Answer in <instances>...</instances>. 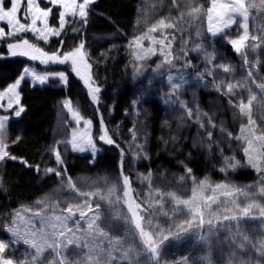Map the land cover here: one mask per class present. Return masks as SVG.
Returning a JSON list of instances; mask_svg holds the SVG:
<instances>
[{"label": "rangeland", "instance_id": "rangeland-1", "mask_svg": "<svg viewBox=\"0 0 264 264\" xmlns=\"http://www.w3.org/2000/svg\"><path fill=\"white\" fill-rule=\"evenodd\" d=\"M100 1V0H95ZM39 6L41 8H48V7H56L58 9L59 13V6H53L50 4L48 7H44L41 2L49 3L48 0H37ZM111 2L114 3L115 7L102 9V11L94 10L95 13H98L99 16L103 18V20L112 21L113 26H115L118 29H121L127 39L123 38V41L127 40L124 43H121L118 39L119 37L114 38L116 41L113 42L110 37L108 44H104L101 42V28L95 27L94 25H88V27L83 30V24L77 20L74 22V24H70L68 29L66 30L65 36H64V46L67 49H72L76 45L79 44L81 40L85 41V49L84 51L87 53V60L88 58H93L95 56V52L99 53L100 55H103L102 52H105L107 54L108 49L111 50L113 47H118L121 45H130L132 39L134 36L140 35L142 32H145L147 29L144 28V30H139L138 27L141 24L140 23V16H146L147 11L151 12L153 8V0H111ZM257 4H259V0H255ZM197 4V2H195ZM211 6V0H207V6ZM187 7V5H186ZM147 10V11H146ZM187 11V9L185 10ZM91 12V6L89 15ZM112 13L109 15V13ZM52 14H50L48 18V23L52 27L58 28V21L57 24H51L50 23V17ZM188 17V15L186 14ZM214 19L212 22L213 29L222 28V31L218 32L217 35L213 36L212 33L208 30L209 29V21L207 18V12L205 11V17H204V29L202 28V25H198L196 21L193 22V34L195 37L194 40V47L197 45H200V51L197 52V50H193L191 53L189 52L186 55V64H177L172 66L171 68L167 69L166 75L163 77V80L161 82V90H166L164 94L171 98V96L174 94V88L172 87L173 84H178L179 87H182L184 85L189 84H201V86H204L205 84H209L207 87V91L209 89H212L214 94L217 96H220V93L225 97L224 100H226L227 108L225 109V113H236L239 115V109L238 107H233L232 104L229 103V100L231 99L234 103H238L240 99H244L245 102H247V99L250 94L255 95L257 99H260L261 103H264V90H262L258 85L264 84V68L259 66L255 60L256 58V52H258L259 48L262 49L264 47V12H262L259 8L256 9H250V18L248 21L249 25V39L245 42L246 46L241 50V53H238L235 51V49L232 47L230 40L236 39L239 35H242L244 32L243 27H241V24L243 23V18L241 16H235L236 23L231 24L228 27H223L222 23L220 21H217L215 19V13H213ZM21 22H25L23 19ZM30 23V20L28 21ZM0 27H4L5 31H8V27L6 25V22H0ZM37 27L43 28V24L41 22H37ZM72 27H75L78 29V31L73 32L71 29ZM125 27H127V32H125ZM132 27V28H131ZM147 28V27H146ZM64 31L61 32L60 35L63 34ZM165 33L168 35L169 39H171V36L167 33L165 30ZM21 34H30L34 38L38 39V34H34L32 32H24ZM123 34V36H124ZM59 35V36H60ZM154 36L159 38V33H153ZM252 35H256L257 37H260V39H257L253 41L251 39ZM59 36H53L51 34H47V42L51 38H57ZM220 36H225L228 40V43L231 47V50L235 52L236 56H231L229 51H227L226 48H221L219 46L218 41H214L213 39L218 38ZM129 38V41H128ZM43 42H45L42 39H38ZM45 42V43H47ZM121 43V44H120ZM167 43V41H166ZM177 44L176 39L172 41V47H171V55L168 56V59L172 58L173 55H177V53L180 52V48H177L175 45ZM143 48L138 47L137 45L133 44L131 47H128L132 52V57L137 60L139 63L146 64L150 60L155 59L154 65L157 66L159 63V60L161 63H164V56L160 54L161 48L160 45L152 43L150 40H143L142 41ZM197 48V47H196ZM145 49H154L155 54L148 53L146 59H137V55H145L144 50ZM165 53H168L169 49L164 48L163 50ZM212 51H215L217 53L216 60L211 63V65H206L204 62V56L212 53ZM38 55V54H37ZM183 55V54H180ZM30 58V56H28ZM245 57L247 59V62H245ZM36 61H41L40 59H37ZM101 62L103 60H100ZM191 63L196 64L197 68L192 71L189 69V65ZM227 65L229 66V72L224 73L223 68L219 67V65ZM70 67L69 62L66 64L64 68H41L35 65L34 63L25 64L22 68L21 74L11 83H9L4 88H0V93H4L3 97L0 98V117H8V120L6 121V137L7 141L10 144V147L8 151L18 157L17 160H10L5 159L4 161L0 162V187L3 186V183H5V176H6V167L10 163V161L15 162H24L25 165L30 166V164L24 159L22 156H18L17 154L12 153V149H14L16 143H11V141L15 140L17 136L20 137L22 134L21 130L17 128L16 126L11 124V121L13 119H18L22 116L23 112L26 109L25 104L22 102V93L20 92V86L22 84L23 80H27L30 82L31 85L35 86H44L47 84H58L63 87L67 86L68 83V69ZM25 68L30 69L31 71H34L37 75H43L47 76L48 78L45 80L44 83H40L39 80L35 79L31 74H28L24 77V79L21 81L20 85L15 90V93L7 92L8 86L15 83L17 79L23 75V70ZM223 70V71H221ZM88 69L85 71L82 69L81 71V77L84 79L86 78ZM251 71L252 75L249 77L248 73ZM65 73L67 80L66 82L64 80H61L59 77V73ZM211 72V74H209ZM245 76L248 78L245 79ZM169 77H171V80H169ZM233 83L237 85V87L234 88V95L227 93V84ZM242 85V86H241ZM178 87V88H179ZM192 87H190L191 89ZM189 89V94L192 93ZM219 89V90H218ZM250 90V91H249ZM18 93V103H17V96ZM193 96V94H192ZM192 96L188 97L189 101L192 100ZM211 97H214L213 94L210 95ZM203 100H200L204 104V106H212L210 103L212 100L213 102L216 101V99H212L210 102L208 101L211 99L209 96L204 98L201 96ZM199 97V99L201 98ZM256 99V101H257ZM11 100V106H9V101ZM65 101H71V105L74 109L77 110L76 106L73 104V101L70 97L67 95L60 98L59 104L60 106L56 109L52 108V114L53 119L50 121L46 131L51 134L58 135V139L53 144L52 148L55 147L62 156V159L64 161L63 165H57L55 160V155L52 152L51 159L49 160L46 158V165L43 168L45 170L46 168H66L67 175L71 176L73 181L76 183L77 188L81 191H95L97 187H100L102 191H104V181L100 178H107L112 183H116L119 181L116 178V173H114V170L112 169V162H107L104 160L101 164L96 166L95 169H89L81 168L74 169L75 167L73 164L71 165L69 169V163L74 162V156L73 155H89L92 159L91 162L95 161L99 154L103 153V149L99 147L95 143V133L96 128L93 123V121L87 117H84L80 114L82 119L79 121V123L76 122V120L73 118L72 113L68 111L67 108L63 107V103ZM255 101V102H256ZM208 103V104H207ZM261 103H256L257 105H261ZM113 107V105H111ZM23 108L24 111L21 112L20 116L15 115V111L19 110L20 108ZM181 108V107H180ZM186 107H182L180 109L184 112L187 111ZM262 108H259L262 110ZM221 107H218L216 112L221 113ZM255 104L253 103L252 106V118L256 121L255 131L256 134L259 135L261 132H264V109L262 110L261 116L259 115V110ZM169 110H166V108H161L159 111H156V113L153 115L152 124L154 128H157L160 126V128H164L165 131L167 129L165 121L171 120V112L168 113ZM80 113V112H79ZM184 114L182 111L177 114V116H181ZM260 118V123L258 122V119ZM184 117V116H183ZM240 123L236 125V122L232 123L235 125V127H232L230 124L228 126L231 128L230 133H232V136H238L241 135L240 129L242 125L247 124V118L245 116H240ZM182 119V117H181ZM180 119V120H181ZM85 121H91V124H86ZM167 123V122H166ZM189 123V122H188ZM156 125V126H155ZM180 126V124H178ZM177 126V128L179 127ZM218 128V124L216 125ZM233 128V129H232ZM186 130H188L186 128ZM185 130V131H186ZM219 130V129H217ZM193 130H191L189 133H191ZM46 132V133H47ZM187 132V131H186ZM75 133L76 142L80 144L81 140H83V146L85 148L84 151L74 150L72 147V141H73V134ZM228 131H224L220 133V136L223 140H226ZM137 132L135 133V135ZM246 135H250L249 133H245ZM64 135V136H62ZM213 134V138H214ZM65 137V138H63ZM91 138L92 142L96 146V151L93 153L92 149L88 146L87 141ZM127 143L129 142H135V144L130 147V149H135L136 146V140L133 141V133L128 134L127 137L124 138ZM233 144L230 146L231 148H228V150H224L221 153H219L218 149H214L213 152L216 155L217 159L213 163H208L205 160H198V159H190L187 162H183V165H181L178 169H171L168 168V166H161V165H155L151 162L153 158L158 159L159 161L161 159L152 156L145 159V162L150 161V164H144L141 163L142 166H139L137 168V171L139 173L140 177H137L138 180H141V185L138 187L139 197L142 200V202L148 206V201L153 199V197L149 196V186L148 182L143 179L145 176L142 173V170H153V168H159L161 171H172V173H176L177 177L174 178L173 181H164L161 178H155L153 177V188L159 187L162 191L168 192V191H175L178 195H180L182 198H188L191 196V188H192V181L190 179H187L183 184L177 183L178 178L181 175H186L184 170V165H187V167L192 169V175L197 178V180L204 179L205 177L208 178V180L212 184L216 183H227L234 187H240L243 188L247 193V197L242 194H237V201L241 203L242 206L251 203L252 201H255L256 204L261 205L264 207V193L260 192V188L264 187V182L261 181V177H264V171H257L256 169L252 168L250 165L247 164V159L244 156V153L242 151V148L244 146L243 141H237L233 139ZM199 142V141H198ZM61 144H66V147L61 148ZM139 144V143H138ZM154 147H156V144H152ZM51 148V149H52ZM233 150L235 151L234 153ZM52 151V150H51ZM218 152V153H217ZM105 155V153H104ZM224 156H235L237 160L240 162V165L235 169L231 170L229 169L226 173L221 172L220 168L223 165V157ZM52 159L54 162H52ZM68 161V162H67ZM26 162V163H25ZM156 163H159L158 161ZM39 166V168H42L43 165H34ZM154 166V167H153ZM168 168V169H167ZM262 168H264V165H262ZM35 171L36 167L34 168ZM74 169V174L73 170ZM155 170V169H154ZM42 176L47 178L46 183L52 182V186H56V189L53 191L49 190H40L41 187L38 190H34L33 195H38V200H43L45 198L51 199H57V196L60 197L62 204L59 207H50L46 212H43L40 217L34 216L33 212L25 211L26 208H32L33 211L39 210L42 205H37L36 202H30L29 204H25L23 206L19 205L18 207L7 210L4 207H0V240L4 241H10L12 239L11 233L7 231V227L10 225L12 219H16L17 226L21 229V234L24 233H30L33 230H40L43 228L44 232L48 234L49 240L56 239L61 241L63 245H66L65 248L62 249V255L70 262L75 261H81V264H85L87 260V254L89 252V248L84 247L83 245L85 243H90L92 241V238L88 236L87 233V222L88 219H90L93 215L92 212H88L87 217L84 220L80 221V228L78 229L76 227L75 221L79 219V214L70 220L66 221L67 227L72 228L73 232H65V237H59L58 235L53 237L52 233L59 232V222L54 220V216L56 215H63L67 216V212H62L61 209L66 207L68 203H80L83 201V197H80L77 195L76 192L69 189L67 187L66 179H63L61 177H57L53 173H46L43 171ZM55 178V179H52ZM95 182V183H94ZM140 183H138L139 185ZM110 186V185H109ZM122 183L119 182L118 188H122ZM220 190H217V195L219 194ZM118 194L122 195V197L119 199V201L116 200V197L113 196L112 200L113 203L109 204L107 200H100L99 197L93 198V211L99 212L101 214V219L107 222V226L102 224V227H105V231L109 232V235L112 236H118V237H125L128 233L129 225L126 224L123 220H117L114 219L117 216H128L131 217V213L128 211L127 203H122L121 200H123V194L122 192H118ZM206 195H211L212 193L210 191L205 193ZM199 197V193H198ZM231 197L224 198L220 197V200L225 201L224 204L220 205L219 208H217V205H213V209L217 210L218 215H220V219L216 220L215 217H211L213 219V223L215 225L213 231L216 232V235L212 237V243L211 246L206 244L204 241L200 239V235L202 233H207L208 225L207 223L204 224L203 228L194 227L193 229H190L187 232H184L182 234H179V236L176 235V228L175 225L183 221L184 219L189 218L187 214V210L184 209V206H180L181 210H177V206L174 201L170 200L167 196L164 197L161 207L159 204H154L152 208L149 209L148 213H141V215H145V221H144V227L146 231H153L160 232L162 235H169V230L171 229V235H169V239L162 240V235H156L155 239L157 242H161V244L158 246V256L156 261L152 262V253L147 249V246L143 244L138 230L135 232V244L134 247L136 251L132 254V260L131 264H206V261H204V257H210L211 264H239L241 259L250 261V264H264V254H261L260 251H258V247L261 245V243H264V218L260 216V208L253 207L250 210V214L248 216H243L239 213V211L235 208V206L230 202ZM95 203L100 204V208H95ZM127 207V208H126ZM224 208H228L231 210L229 213H224ZM87 212V209H85ZM20 212V215L23 217V219H20V217L16 216V213ZM167 213V215H165ZM237 214L239 216L238 220H228V221H220L223 219L224 214ZM210 217L208 214H205V221H207ZM151 220V223H148V220ZM57 224L58 227L56 229H53L52 225ZM237 224H239V235H237ZM195 225V224H194ZM34 226V227H33ZM132 228L134 229V225H132ZM250 232H253L254 235H251ZM73 234L75 237H81L79 241H76L75 243L71 245H67L66 238L73 237ZM243 236H247L249 238V241L246 242L245 249L241 250L238 245L241 242ZM97 241L101 242L105 247H107L108 241L97 237ZM127 241L129 244L132 243L133 237L128 236ZM257 245V247H252V245ZM79 245V246H78ZM91 246V243H90ZM127 246V245H126ZM34 249L30 247V245L24 244L21 240L19 243L14 244L11 246L9 250V255H13L15 257H21V256H27L30 258V255L34 253ZM235 253V255H233ZM117 255H119L117 253ZM56 258V252L52 249H47L41 256L40 261L42 264H51V261ZM186 258V259H185ZM123 264H129L128 261H123Z\"/></svg>", "mask_w": 264, "mask_h": 264}, {"label": "trees", "instance_id": "trees-1", "mask_svg": "<svg viewBox=\"0 0 264 264\" xmlns=\"http://www.w3.org/2000/svg\"><path fill=\"white\" fill-rule=\"evenodd\" d=\"M195 2L204 6V11L198 14V18L195 16L187 17L185 11L184 18L178 22L176 29H166L171 37L173 35L176 37L177 44L175 46L180 48V54H183L180 55L177 53V55H173L172 58H170L171 63H161L159 60L158 65L161 66L157 67L154 65V59L142 65L132 57V52L128 48V45H121L113 47L111 50L108 49L107 54L102 52L103 55H100L95 52L93 58H88V63L91 64V68L88 69L85 79L81 77V75L78 76L72 70L71 63L69 62L70 67L67 73L68 83L66 87L58 84L35 86L31 85L27 80L22 81L20 92L22 93V102L25 104L26 109L20 118L11 121V124L19 128L22 132L19 141L15 144L11 152L24 157L30 166L25 165L24 162L19 163L10 161L6 167L5 183L0 187V207L11 210L19 205L23 206L30 202L38 201L39 197L38 195H33V191L38 190L40 187V190L46 189L53 191L56 189V186H52V182L46 183L47 178L42 176L44 165H46V158L49 160L51 159V148L59 137L56 134L50 135L46 129L53 119L52 108L57 109L61 104H59L60 98L65 95L72 99L73 104L82 116L93 121L96 128L95 143L103 149V153L99 154L98 158L93 162H91L92 158L87 154L81 156L73 155L74 162L69 163V169L73 164L75 167L74 169L88 167L89 169L96 170V166L101 164L103 160L104 162H112L111 167L114 173H116V178L122 183L121 149H123V175L130 178L131 195L135 198L137 203L142 202L138 192L141 180L137 178L140 177L137 168L142 166L141 163L150 164V161L145 162L143 154L137 157L136 147L135 149H130L135 142L127 143L125 141L124 138L127 137L128 134H132L133 131L135 133L137 132L136 143L144 145L149 160L150 157L154 155L161 159L159 161L153 158L151 162L154 163V166L156 164L168 166L170 170L180 168L182 165L180 161L187 162L194 158L205 160L208 163H214L217 159L216 153L214 154L213 152L214 149H218L219 153H221V149L226 151L228 148H231L230 146H232L235 141L228 138V135L226 140H223L220 136V129L222 126L230 133L229 131H231V128L228 124L235 127L232 121L236 122L237 125V122L238 124L240 123V118L237 112L225 113L227 105L226 100H224L225 97L221 93L220 96H217L212 89L207 91L209 84H205L204 86H201V84H186L182 87L175 88L174 94L171 98H168L164 94L166 90L163 89L162 91L160 87L167 69L176 64L177 66L178 64L185 65L186 55L189 52L191 53L193 50H197V52L200 51L201 46L200 48L194 47L195 37L193 34V22L196 21V23L202 25L204 29L207 0H195ZM41 3L44 7L50 6V3ZM180 4L181 9L186 10L188 0H180ZM153 5L151 12L146 10L147 15L140 16V18H142L140 19L141 24L138 27L140 31L144 30V28L147 29L146 27L148 25L155 22V20L159 19L161 16L171 14L173 19H175L180 11L171 6V0H163L162 4L160 0H153ZM112 7H115V5L111 0L95 1L91 5L88 22L86 26L83 25V30H85L88 25H94L95 27L101 28L102 43L108 44L111 40L115 42L116 40L114 38L116 37H119L118 40L124 43L127 40L123 41V38L127 39L129 36H125L121 29L113 26L112 21H107L108 19L103 20V18L94 11H102L103 8L108 11V8ZM108 13L109 15L112 14L110 12ZM51 14L50 23L57 24L58 9L53 7V12ZM68 27L69 25H66L62 35L57 38H51L47 43L34 38L30 34H21L0 39V88H4L9 83L13 82L21 74L25 64L34 63L38 67L44 69H55L57 67L64 68L68 63H42L41 61L32 60L24 55L13 56L7 48L8 43H13L20 39H28L30 43L42 48L49 54L57 50H59L58 54H60L70 50L65 48L64 42L61 44V41H64V36ZM125 32H127V27H125ZM109 36L113 38L110 40L108 39ZM213 40L218 41L221 48H226L231 56L237 57L235 52L231 50L227 41L228 39L225 36H220ZM203 56L206 65H211V63L216 60L217 53L212 51V53L208 55L203 54ZM100 60L103 61L101 62ZM255 60L259 66L264 68V47L262 49L259 48L258 52H256ZM189 66L192 73L197 68L194 63H191ZM224 73L227 72L224 71ZM245 79L247 80L248 78L245 76ZM86 80L88 81L87 83L85 82ZM97 87L100 89L99 92H94L93 90ZM190 87L192 88L190 89ZM189 89L192 92L190 94ZM211 94H213L214 97H211ZM93 96L96 97L95 100ZM191 96L192 100L189 101L188 97ZM201 96L204 98L209 96L211 98L209 99L208 97L209 102L213 98L216 99V101L213 102L212 100L210 102L212 106L206 107L201 102L199 103L200 100H203ZM199 97L201 98L199 99ZM257 102L261 103L260 99L253 102L258 109L264 106V103L257 105ZM111 105H113V107ZM187 106V111L184 112L181 110L184 114L177 116V114L181 112L180 109L182 107L187 108ZM162 107L169 110L168 113L170 114L171 112L172 115L171 120L165 121L167 127L166 131L163 127L160 128V126L154 128L151 121L156 111H159ZM218 107L222 108V112L219 114L216 112ZM189 109L193 112V117L191 118L187 115ZM262 110L259 112L260 116ZM197 113L200 115V122L205 125L204 128H201L200 124L195 120ZM205 113L207 116L204 115ZM260 116L258 119L259 123L261 122ZM209 117L213 123L216 125L218 124V128H211L207 122ZM178 124H180V126ZM177 126L179 127L177 128ZM186 128L188 130H186ZM105 129L107 130V136L112 138L116 142L115 144L110 145L106 143V141H101L99 139V137L104 134ZM191 130L193 131L189 133ZM207 130L212 131V140L215 142L212 144L211 150L204 146L208 143L206 135ZM216 133L217 135H214L213 138V134ZM172 137L176 139L173 140ZM164 141H167V144H165ZM154 143L156 147L152 145ZM194 144L196 146H194ZM117 145H119V147H117ZM62 147H66V144H61V148ZM234 152L233 150L232 153ZM157 161L159 163H156ZM52 162H54L53 159ZM242 162L243 161H241V163ZM34 165H43V167L39 168V171H35L34 168L36 166ZM74 169L72 170L73 174ZM142 173L146 175L148 171L144 169ZM152 173L155 178H160V174L164 173L166 175V179H163L164 181H173L174 178L177 177L176 173H172V171L169 170L161 171L159 168H153ZM138 183L140 184L138 185ZM122 199L121 201L124 204L125 198L123 197ZM56 200L60 201V205L62 204L59 196H57ZM143 206L147 208L144 203ZM260 216L264 218V215L260 214ZM221 221L225 220L221 219L218 222ZM194 227L195 225H193L191 229ZM182 233L184 232L180 234ZM250 234L254 235L253 232H250ZM157 244L159 246L161 242H157ZM156 259L157 256L152 254L153 263Z\"/></svg>", "mask_w": 264, "mask_h": 264}, {"label": "snow or ice", "instance_id": "snow-or-ice-1", "mask_svg": "<svg viewBox=\"0 0 264 264\" xmlns=\"http://www.w3.org/2000/svg\"><path fill=\"white\" fill-rule=\"evenodd\" d=\"M48 2L53 6H59L58 13V25L59 27H52L48 23V18L50 14L53 12L52 7L41 8L37 2V0H0V22H6L8 27V31H5L4 27H0V39L5 37H14L18 36L20 33L24 32H32L34 34H38V39H42L47 42V34H51L53 36H59L62 31L65 30L66 25L74 24L75 21L79 20L83 25H87L88 16L90 11V6L95 2V0H48ZM161 4L163 0H160ZM171 6L173 8L179 9L178 16L173 19L172 15L169 14L167 16H161L159 19H156L155 22H152L147 26V30L142 32L140 35L134 36L129 47L133 44L137 45L140 48H143L142 41L147 39L152 43L160 45L161 52L160 54L164 56V63H171L168 59L171 53L172 41L176 39L173 35L171 39H169L168 35L165 33L166 29H176L178 22L183 20L185 15V10L181 9L180 0H171ZM259 8L262 12H264V0H259V4L255 2V0H211V6L206 9L207 18L209 21V31L213 36L217 35L218 32L222 31V28L213 29L212 22L214 19L213 13H215V19L220 21L223 27H228L233 23H236L235 16H241L243 18V23L241 27H243L244 32L242 35H239L236 39L230 40L232 47L236 52L241 53V50L246 46L245 42L249 39V25L248 21L250 18V9ZM204 11V6L202 4H196L195 0H188L187 11L186 14L190 17L195 16L198 18V14ZM22 19L25 22H21ZM30 20V23L28 22ZM41 22L43 24V28L37 27V22ZM73 32L78 31L77 28L72 27ZM153 33H159V38L153 35ZM251 39L253 41L260 39L256 35H252ZM167 41V43H166ZM63 44V41H61ZM197 48L200 45L196 46ZM7 48L10 51V54L15 55H24L30 56L32 60L40 59L42 63L49 62H59L61 64L70 62L72 70L79 76L81 75V71L87 70L91 68V64L88 63L87 53L84 51L85 49V41L81 40L78 45L73 47L68 51H64L58 54V51H53L52 53L45 52L42 48L37 47L35 44L30 43L28 39H20L13 43H8ZM164 48L169 49L168 53H165ZM145 55H137V59H146L147 54H155L154 49H145ZM38 54V55H37ZM245 62L247 59L245 57ZM161 65H157L160 67ZM219 67L223 68L225 72H229V66L227 65H219ZM28 74H31L35 79L39 80L40 83H44L48 78L47 76L37 75L34 71H31L28 68L23 70V75L19 79L15 81V83L8 86L7 92L15 93V90L20 85L21 81ZM211 74V72H209ZM61 80L66 82L67 77L65 73L61 72L58 74ZM249 77H251L252 73L249 71ZM90 79V77H89ZM171 80V77H169ZM88 82L87 80L85 81ZM242 86V85H241ZM172 87L178 88V84H173ZM237 85L233 83L227 84V93L235 94L234 88ZM262 90H264V84L258 85ZM99 88H95L94 92H99ZM219 90V89H218ZM250 91V90H249ZM4 93H0V98H2ZM17 103H18V93ZM95 100L96 97L93 96ZM257 97L255 95L250 94L247 102L244 99H240L238 103H234L231 99L229 103L233 105V107H238L239 115L245 116L247 118V124L242 125L240 132L241 135L232 136V133H227L228 138L235 139L237 141H243L244 146L242 151L244 156L247 159V164L252 168L259 171H264L262 165H264V132H261L259 135L256 134L255 126L256 121L252 118V106L253 102L256 101ZM2 106V105H0ZM9 106H11V100L9 101ZM63 107L67 108L69 112L72 113L73 118L77 123L82 119L78 110L74 109L71 105V101H65L63 103ZM24 109L21 107L19 110L15 111L16 116H20L21 112ZM187 115L189 118L193 117V112L191 109L188 110ZM207 116V114H204ZM8 117H0V162L5 159L17 160L18 157L12 155L8 149L10 147L9 142L6 137V121ZM195 120L200 124L201 128H204V123L200 122L199 113L196 114ZM208 124L211 128H215L216 124L212 122L211 118H208ZM86 124H91V121H85ZM222 132L225 129L221 126L220 129ZM249 133L250 135H246L245 133ZM208 143L206 146L209 150H211L212 144L215 143L212 140V131L207 130L206 132ZM20 137L17 136L15 140L11 141V143H17ZM101 141H106V143L112 145L116 142L107 136V130H104V134L99 137ZM175 140V137H172ZM136 140L135 132L133 131V141ZM167 144V141H164ZM83 144V140H81L80 144L76 142L75 133L73 134L72 147L74 150L84 151L85 148L81 146ZM88 146L92 149L93 153L96 151V146L92 142L91 138L87 141ZM194 146H196L194 144ZM119 147V145H117ZM136 155L139 157L143 154V158L147 159V152L144 149L143 144H136ZM52 152L55 155V160L57 165H63L64 161L62 159L61 153L53 147ZM223 150L221 149V152ZM123 155L124 150L121 149V176H122V188H118L119 181L116 183H112L107 178H100L104 181V191L101 190L100 187H97L95 191H81L77 188L76 183L73 181L71 176L67 175L66 168H46L44 171L46 173H53L57 177H61L62 180L66 179L67 187L74 192L77 193L78 196L83 197V201L80 203H68L66 207L62 208V212H67V216L56 215L54 216V220L59 222V232H53L52 236L65 237V232H73L72 228H68L66 221L73 219L77 213L79 214V219L75 221L76 227L80 228V221L84 220L88 212H92L93 215L87 222V233L88 236L92 238L91 246L90 243H85L83 246L89 248V252L87 254V260L85 264H123V261H128L131 264L132 254L136 251L135 244V232L138 230L139 236L144 245L147 246V249L154 255L158 256V244L155 239L156 235H162L160 232L146 231L144 227L145 215H141V213H148L149 209L154 206V204H159L161 207L163 206L162 201L165 196H167L170 200L174 201L177 210H181L180 206H184V209L187 210L188 217L184 219L180 223L175 225L176 235L179 236L181 232L189 231L193 225L195 224L198 228H203L204 224L207 223L208 230L207 233H202L200 235V239L204 241L206 244L211 246L212 237L216 235V232L213 231L215 225L213 223V219L211 217H215L216 220H219L221 217L218 215L217 210L213 209V205H217L219 208L220 205L224 204L225 201L220 200V197L228 198L231 197V203L235 206V208L239 211L243 216H248L250 214V210L253 207L260 208L261 215H264V207L259 204H256L255 201L248 203L244 206L241 205L236 199L237 194H242L247 197L248 193L240 187H234L227 183H216L212 184L207 177L204 179L197 180L195 176L192 175V169L184 165V170L186 175H181L177 183L183 184L187 179L192 181L191 188V196L188 198H182L175 191L164 192L159 187L153 188V173L151 170L143 177L144 180L148 182V186L150 189L149 196L154 197L153 199L148 201L147 208L143 206V202L137 203L135 198L131 195V183L130 178L126 175H123ZM26 163V162H25ZM183 165V161H180ZM240 161L235 158V156H224L223 157V165L220 168L221 172H227L229 169L235 170L239 165ZM36 170L39 171V166H36ZM161 179H166V175L164 173L160 174ZM261 181L264 182V177H261ZM95 183V182H94ZM110 185V186H109ZM217 190L219 194L217 195ZM210 191L211 195H206L205 193ZM118 192H122L123 197L125 199V203H127L128 211L131 213V217L128 216H117L114 219L123 220L126 224L129 225L128 233L125 237L121 238L118 236L109 235L108 231H105V227H102V224L107 226V222L101 219V214L99 212L93 211V198L99 197L100 200H107L109 204L113 203L112 197L115 196L116 200L119 201L121 198ZM260 192L264 193V187L260 188ZM199 193V197H198ZM37 205H42L39 210L33 211L32 208H26L25 211L33 212L34 216L40 217L43 212H46L50 207H59L60 201L45 198L43 200H38L36 202ZM95 208L99 209L100 204L95 203ZM87 209V212L85 211ZM231 212L230 209L224 208V213ZM208 214L210 217L207 221H205V214ZM167 215V213H165ZM17 217L23 219L20 215V212L16 213ZM239 216L235 213L229 215L224 214L223 220H238ZM148 223H151V220H148ZM134 225V229L132 228ZM34 227V226H33ZM53 229L58 227L57 224L52 225ZM237 235H239V224H237ZM7 231L11 233L12 239L10 241L0 240V264H42L40 258L42 254L47 249H52L56 252V258L51 261V264H81V261L70 262L62 255V249L66 247L63 245L61 241L52 239L49 240L48 234L44 232L43 228L40 230H33L30 233L21 234V229L17 226L16 219H12L10 225L7 227ZM171 229L169 230V235H171ZM169 235H162V240L169 239ZM132 236L133 241L131 244L128 243L127 237ZM97 237H101L108 241L107 247H105L101 242L97 241ZM81 237H73L66 238L67 245H71L76 241H79ZM23 241L24 244L30 245L35 251L30 255V258L27 256L15 257L13 255H9V250L12 245ZM249 241L247 236H243L241 242L238 247L243 250L246 247V242ZM127 245V246H126ZM79 246V245H78ZM252 247H257V245H252ZM258 251L261 254H264V243L258 247ZM117 253L119 255H117ZM235 255V253L233 254ZM186 259V258H185ZM204 261L206 264H211L210 257H204ZM239 264H250V261L241 259Z\"/></svg>", "mask_w": 264, "mask_h": 264}]
</instances>
